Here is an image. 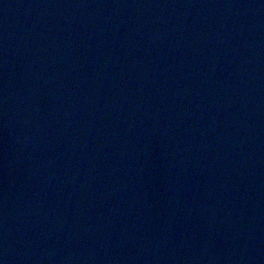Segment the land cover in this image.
Returning <instances> with one entry per match:
<instances>
[{
	"label": "water",
	"instance_id": "1",
	"mask_svg": "<svg viewBox=\"0 0 264 264\" xmlns=\"http://www.w3.org/2000/svg\"><path fill=\"white\" fill-rule=\"evenodd\" d=\"M0 264H264V0H0Z\"/></svg>",
	"mask_w": 264,
	"mask_h": 264
}]
</instances>
